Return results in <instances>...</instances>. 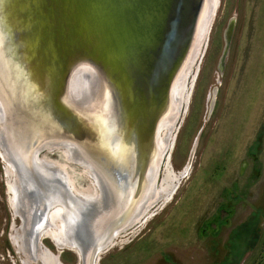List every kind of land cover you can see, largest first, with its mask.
I'll return each mask as SVG.
<instances>
[{"label":"rangeland","instance_id":"rangeland-1","mask_svg":"<svg viewBox=\"0 0 264 264\" xmlns=\"http://www.w3.org/2000/svg\"><path fill=\"white\" fill-rule=\"evenodd\" d=\"M199 33L156 136L158 169L143 217L115 233L96 264H264V0H208ZM71 81L76 99L87 80L82 73ZM1 117L0 107V133L10 140ZM70 145L81 159L63 147L38 156V168L60 176L73 198L46 206L35 249L21 228L45 202L41 188L19 179L0 146V264H79L57 236L66 207L80 198L70 190L95 198L88 176L96 172ZM19 185L28 192L21 199Z\"/></svg>","mask_w":264,"mask_h":264},{"label":"water","instance_id":"water-1","mask_svg":"<svg viewBox=\"0 0 264 264\" xmlns=\"http://www.w3.org/2000/svg\"><path fill=\"white\" fill-rule=\"evenodd\" d=\"M207 5L208 0H0V107L15 163L49 191L33 159L71 142L98 167L104 186L109 180L136 185L131 221L154 180L156 136L172 111L175 83ZM229 40L230 35L225 54ZM75 72L89 78L76 99ZM119 150L129 156H119Z\"/></svg>","mask_w":264,"mask_h":264},{"label":"flooded vegetation","instance_id":"flooded-vegetation-1","mask_svg":"<svg viewBox=\"0 0 264 264\" xmlns=\"http://www.w3.org/2000/svg\"><path fill=\"white\" fill-rule=\"evenodd\" d=\"M180 99L182 101V98ZM6 155H9L7 151ZM73 155V157L76 158V154ZM38 156L36 155L33 160H39ZM70 161L72 163H75L73 162L74 159L73 161ZM49 164L51 163L49 162ZM44 167L45 165L43 164L42 169H44ZM94 167L96 168V170H98V167L96 165H94ZM50 169L59 170V168L57 169L53 167H50ZM20 176H22L21 173ZM94 176L97 180L91 178L90 175L88 177L90 178V184L92 183L96 186V191L94 192L95 198H87L86 196L83 197L76 193V195L81 198H74L75 211L79 213V217L68 215V218L65 221L66 224H64V234H60L59 236H57L58 244H60L61 246L68 245L66 246V249H68L69 251H73L77 255V261L79 262V264H96L97 261H100V257L98 260V255L99 253H101L100 251H103L106 247L110 246L109 240L116 233H113V230L117 227H120L124 223H128V211H130L131 204L134 203L136 197L138 196L136 185L132 184L130 181H121L120 183L115 180L114 182L109 180L108 182H110L111 184L109 186H104L101 178L97 177V173ZM23 177L24 180L32 179V177H30L28 174H23ZM58 179L63 182L62 179H60V176ZM32 180V184L37 185L38 187L42 186L43 184V181L40 182L41 178ZM78 184L81 187L83 186L79 182ZM65 186H67V184ZM20 194L21 196L19 197V199L24 198L25 195L28 194L25 187L23 191H20ZM147 196L148 195H146V197H142L140 203H144L147 200ZM45 205L47 206V203H45ZM39 206H37L35 209H37ZM46 206L44 210H35L33 207L32 218L26 223L28 225L25 228H21V233L29 232L31 241L33 243V249L37 248L40 242V227H42L43 220L45 222L46 219ZM137 209L138 207H136L135 211H137ZM29 211L31 210H28V212ZM63 215V217H66V214ZM54 216H58V213H54ZM22 222L24 224V219H22Z\"/></svg>","mask_w":264,"mask_h":264},{"label":"bare ground","instance_id":"bare-ground-1","mask_svg":"<svg viewBox=\"0 0 264 264\" xmlns=\"http://www.w3.org/2000/svg\"><path fill=\"white\" fill-rule=\"evenodd\" d=\"M206 13H207V10H206ZM204 17H205V15H204ZM204 17H203V20H204ZM203 20H202V23H203ZM202 23H201V26H200V30L202 29ZM7 66L10 68V66H9V63H7ZM6 70H8V69H6ZM86 71H87V73H90V71H91V68L90 69H88V68H86L85 69ZM78 71V70H77ZM76 71V72H77ZM76 72L74 73V75H79V74H84V77H86V80H87V82H88V77H87V74L86 73H84V72H78L77 74H76ZM0 76H3V73H0ZM86 82V83H87ZM86 83H83L84 85L86 84ZM2 112H3V110H2ZM3 117H4V115H3ZM3 117H1V120H2V118ZM2 122V121H1ZM164 123V122H163ZM162 123V124H163ZM161 124V125H162ZM10 140H8V137L6 136V135H4L3 133H0V146H1V148H2V150L5 152L4 153V158L6 159V160H8V162L11 164V166L12 167H14L15 168V170H16V172L18 173V177H19V179H21L24 183H26V184H32V179H26V180H24V178H22L23 177V174L24 175H26L27 173H31V170H22L21 169V167H20V165L19 164H16L15 162H16V158H15V156H13L9 151H8V146H9V142ZM68 150L70 149V151H68L69 153H70V156H71V158H73L74 160H77L76 158H74L73 156V154H76L71 148H67ZM6 151L8 152V154L10 155V157H11V159L9 158V155H6ZM67 152V153H68ZM117 153L119 154V156H121V157H123V158H127L129 155H128V153H127V151L126 150H119V151H117ZM82 155V154H81ZM76 157H79L80 159H81V157H80V154L79 153H77V155H76ZM82 158H83V161L85 162L86 160H85V158L82 156ZM87 163L89 164V166L91 165L93 168H94V170H95V172L97 173V177L98 178H100V175H99V173H98V171L96 170V168L94 167V165L92 164V163H90L89 161H87ZM35 168H36V170L39 172V174L40 175H42V176H44L45 178H47V184H46V186H49V191H46L44 188L42 189L41 187V191H39V194H40V196L41 197H44V200H45V202L44 203H42L43 205L41 206V207H39L41 210H44L45 209V203H47V205H49V204H52L54 201H56V203H57V201L59 202V201H61L62 200V198L64 197H68L69 195L67 194V193H69L68 192V189L66 188V186H65V184H63L64 182H61L58 178H59V176H56V175H51L49 172L48 173H43L42 172V170L40 169V168H38V166L36 165L35 166ZM157 169H158V165H157V167H156V169H155V175H154V180H153V182H155V178H156V173H157ZM19 171H20V173H21V175H22V177L20 176V173H19ZM150 174H151V171H150ZM63 178V177H62ZM61 179V178H60ZM63 181V180H62ZM153 182H152V187H151V189H149V192H148V196H147V200L144 202V203H140V200H141V198L142 197H146V194H145V192H143L142 193V195L140 196V198H139V201L136 203V206H135V209H136V207H138V209H137V211H135L134 210V212H136V214L134 215V217L136 216V215H139V218H140V216L141 217H143V215H142V213L144 212V210L146 209V207H145V203H147V201L150 199V196H152L151 194H152V190H153V188H154V184H153ZM20 187H19V194H17V196H18V199H19V196H21L20 195V191H23V189H24V186L23 185H19ZM70 187V186H69ZM53 190H56L57 192H55V191H53ZM27 191V190H26ZM72 191V190H71ZM74 194H76V191L74 192V191H72ZM30 193H33V192H31L30 191ZM33 195V194H32ZM72 198L73 197H70L69 196V199H70V201L72 200ZM76 199V198H75ZM69 201V202H70ZM64 204V203H63ZM39 205V204H38ZM67 206V205H66ZM80 206H81V204H80ZM36 208V204L34 205V209ZM39 208H37V209H35V210H40ZM78 209V208H77ZM86 209V208H85ZM66 210H67V213H68V215L69 216H73V217H79V213H77L76 211H75V207H72V206H67L66 207ZM134 217L131 219V221H129L124 227H122L121 229H119V230H117V232H119L120 230H122V229H125V228H127L126 226L129 224V223H131L132 224V222H133V220H135L134 219ZM135 224V223H134ZM133 224V225H134ZM116 232V233H117Z\"/></svg>","mask_w":264,"mask_h":264}]
</instances>
